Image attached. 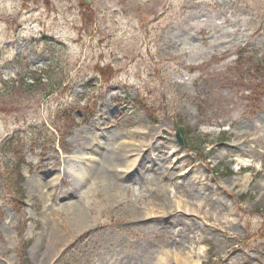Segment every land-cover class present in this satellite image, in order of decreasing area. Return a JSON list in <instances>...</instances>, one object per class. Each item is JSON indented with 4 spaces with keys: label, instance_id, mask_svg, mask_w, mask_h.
Wrapping results in <instances>:
<instances>
[{
    "label": "rangeland",
    "instance_id": "rangeland-1",
    "mask_svg": "<svg viewBox=\"0 0 264 264\" xmlns=\"http://www.w3.org/2000/svg\"><path fill=\"white\" fill-rule=\"evenodd\" d=\"M167 263L264 264V0H0V264Z\"/></svg>",
    "mask_w": 264,
    "mask_h": 264
},
{
    "label": "bare ground",
    "instance_id": "bare-ground-1",
    "mask_svg": "<svg viewBox=\"0 0 264 264\" xmlns=\"http://www.w3.org/2000/svg\"><path fill=\"white\" fill-rule=\"evenodd\" d=\"M142 135H144L145 139L149 138V135H146L145 133H142ZM233 136L236 138L237 141H241V140L246 139L245 135L239 134V133H233ZM148 147H149V150L152 148V146H149V145H148ZM123 148H120L119 150L114 152V155L109 159L108 158L106 159V156H107L106 153L101 155V161L105 162V164H106V166H105L106 167L105 168L106 169V172H105L106 177L104 180V182H106V185L101 186L99 183L96 184L95 183L96 181H93V180L88 182V180H89L88 177L94 173V171L91 170V174H89V175H88V173L83 174V179L81 178L82 181L79 182V187H80L79 193L76 194L78 197H80V194L81 195L83 194L85 196L89 195L88 197H85V198H87L86 200H89L91 197L95 196V193L99 192L100 191L99 189L101 188V191H100L101 193L98 196H99V199L101 200L100 201V203H101L100 207H103V208H104L103 204H105V203L107 204L109 202L114 203V201L116 199L121 198L120 194H119L120 193L119 190L122 189L124 187V185L126 184L125 180L127 178V175H122L123 177H121L120 174H118L117 172H115L113 170V167H115V166L129 167L131 165L130 163H128V166L125 165V161L127 159L129 152L127 150H124ZM102 157H103V160H102ZM242 161L248 162L244 159ZM120 162L123 164L121 165ZM83 163H86V162H83ZM80 164L85 165V164H82V161L80 162ZM83 169H84V167L82 166L81 170H83ZM152 169H153L152 171L155 172L154 175H158L157 172L162 170L161 168H155L154 166L152 167ZM78 171H80V170H78ZM97 171H100V168H99V170L97 169ZM182 172H184V171H181L180 174ZM95 175H97V174L95 173ZM83 181H84V183H83ZM101 181H103V180H101ZM101 181H100V183H102ZM46 188H47L46 186H45V188H40V196H41V194H44V192L46 191ZM149 188H150V186H149ZM154 190H156V192H161L160 195H162L161 197H163L162 200H164V202L168 201L167 198H164L165 196H168V194L167 195L163 194V191H161L159 189L151 188V191H154ZM49 201H50V199H49ZM79 201L80 200H77V202L75 201L76 204L75 203L73 204L72 202L65 204V207H67V206L69 208L77 207L79 210V211L75 212V214H74L75 219H78V223H74V225H70V227H69L68 233H70L71 237H73V236L77 237V236L81 235L82 233L88 232L91 229L92 221L95 220L97 215H100V213H99L100 211L95 210V208H93V210L88 209L87 211H81L82 205L79 204ZM129 204H132L130 206L134 211L137 210L138 204H136V203H129ZM129 204H128V206H129ZM52 205H54V204H52ZM186 206H187V208H189L188 205H186ZM160 209L164 210V213H166L168 210H171L169 208H160ZM189 210L191 212H195V210H191V209H189ZM104 213H106V210L104 211ZM152 213H154V212L145 213L143 216L144 219L141 218L142 222L148 220V218L150 219L152 217ZM137 215H139V213ZM89 220H91V221H89ZM85 222H88V225L82 226ZM71 224H73V222ZM134 224H137V223H134ZM44 229H46L49 232V234H50L49 237H54V238L63 237V236H59L57 234V230H56V227L54 225L47 224ZM41 248H42V245H40V251H41ZM176 257L179 258V261H180L181 257H179V255H176ZM167 259H168L167 257L164 258V260H167ZM182 259L184 260V263H186L187 260L184 258H182ZM167 264H169V263H167Z\"/></svg>",
    "mask_w": 264,
    "mask_h": 264
},
{
    "label": "water",
    "instance_id": "water-1",
    "mask_svg": "<svg viewBox=\"0 0 264 264\" xmlns=\"http://www.w3.org/2000/svg\"><path fill=\"white\" fill-rule=\"evenodd\" d=\"M178 139H179V142H180V144H182V141H181V139H180L179 135H178Z\"/></svg>",
    "mask_w": 264,
    "mask_h": 264
}]
</instances>
